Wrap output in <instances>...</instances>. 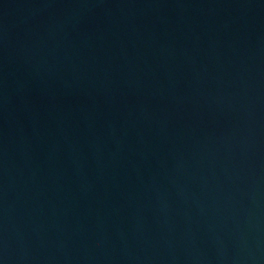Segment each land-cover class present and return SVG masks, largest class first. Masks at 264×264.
Wrapping results in <instances>:
<instances>
[{
    "label": "water",
    "instance_id": "1",
    "mask_svg": "<svg viewBox=\"0 0 264 264\" xmlns=\"http://www.w3.org/2000/svg\"><path fill=\"white\" fill-rule=\"evenodd\" d=\"M0 264H264V0H0Z\"/></svg>",
    "mask_w": 264,
    "mask_h": 264
}]
</instances>
